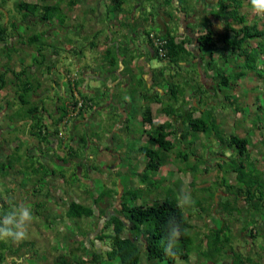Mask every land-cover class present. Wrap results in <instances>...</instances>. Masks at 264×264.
Segmentation results:
<instances>
[{"label": "rangeland", "instance_id": "rangeland-1", "mask_svg": "<svg viewBox=\"0 0 264 264\" xmlns=\"http://www.w3.org/2000/svg\"><path fill=\"white\" fill-rule=\"evenodd\" d=\"M21 1L25 0H0V12L3 13L2 23L6 22L7 18H9L10 21H22L27 14L31 13L30 11H22L17 7L18 3ZM26 1L35 2L39 0ZM191 1L193 2V5H190ZM100 2H102V0L93 2L94 6L80 5V7L83 8V13L78 15L77 21L80 22V24H85V29L83 31L84 34L81 35V37L78 31L70 32L66 36L63 27H57L56 23L55 26L58 31L55 33L59 38L58 41L63 38L62 41L67 42L65 36L67 38L79 37V47H81L84 50V53L87 54L86 61L89 62L92 58L95 59L97 62V70L101 72V70L104 69V66H102L103 57L98 53V50L100 49H97L93 45L90 46V43L88 42L93 38L91 31L93 28H91V26L88 24L92 22L93 26L97 25V27L102 25V29L107 27V23L105 24V22L108 21L107 17L109 14L105 5L104 8L102 6V10L100 11ZM242 2L241 11L246 14L249 22L251 24L257 22L259 28H264V17L257 16L252 12L249 0H242ZM144 3V6H141L143 15L146 14L147 10H152V6H158V4L163 3V1L144 0ZM216 4L217 2L215 0H208L206 6L203 7H206L205 9L208 11L211 10V8L214 10ZM188 5L190 6L191 15H196V19H198L199 23V16H202V11L204 10L200 5L199 0H188ZM60 8V10L64 11L65 14H69L68 10L71 8V6L70 4H61ZM4 9H6L9 14H6ZM175 10L176 9L174 6L170 7V11ZM92 14H95V17L92 18ZM70 18L71 17H67V19L71 22ZM52 19L57 21V23L60 21L59 8L55 9ZM26 20L27 19H25V21ZM27 26L29 28H26L25 25L24 28L28 30V33H30L28 35L34 36L33 34L38 32L44 34L43 30L46 26L49 27V24L38 21L29 22ZM156 29L160 30L161 27H157ZM103 35H107L106 30H103ZM110 37L111 36L108 37L109 40L111 39ZM25 44L30 47V51H33L32 53L34 57H37L38 52L35 50L39 48L40 42L30 43L27 41V39H25ZM218 45L220 46V44ZM121 50L124 49L121 48ZM10 51H13V49ZM214 56V65H218L219 68H216V66L214 67L216 69L227 70L226 66H228L229 63L225 64L220 57H217V55ZM23 60L26 61V55L23 57ZM40 61H44V64L46 63L45 60L41 59ZM44 64H40L39 66L43 67ZM153 64L158 65L156 62ZM23 67L24 65L21 62L20 68ZM42 67L40 69L37 68V75L34 79L36 81H40L42 84H45L46 82L48 84L52 81V79L49 78L47 72L43 71ZM190 68L191 69L189 71L199 77L197 72L199 71V73H201L200 65H191ZM195 69L196 71H194ZM42 73H44V76ZM216 76L217 70H215L214 74V77ZM215 80L218 81L219 77H216ZM180 82L183 83L182 78H180ZM94 84H98V86L94 88L99 91L100 89L98 87L102 86V82L96 81ZM139 84H141L140 81ZM140 86L143 87V85ZM9 88L15 89L13 85ZM259 88H262V90ZM222 89V91H218L216 94L208 96V102H211L209 109L203 113H198L199 115L202 114L200 118L207 122V129L209 131L197 132L193 130L189 124V121L186 119L184 124H182V129L187 133L185 139V142L187 143L183 141L184 143H181L180 145L178 144V149L181 150L180 153H183L182 156H179L181 159L171 155L167 161L168 164L165 161L155 176L154 173H152L150 170H147L146 174L153 176L154 178L149 176L148 178L146 177L144 181L141 178L142 173L144 172V169L142 170V168L145 166L147 157L144 156V160H136L137 156H135L134 153L137 155H142V153L137 151V147L140 144L147 143L141 139V137L142 133H144L142 128H145V126L149 128V123L143 125L139 124L136 120L135 114H133L135 117L134 122L131 119L127 123L121 120L117 121L121 115V111L119 112L116 110L115 115L111 116L109 115L108 111H104L105 109L101 111V115L99 110H90V114L88 115L87 119L88 121H83V117L78 115L74 118H70L67 129L65 130L63 127V134H59V137L63 140L65 139L66 144L71 145L74 150L66 154L67 158L65 159L67 162L71 163H69L70 166H62L63 173H66L67 177L69 178L66 184L67 193H70L71 196H77L80 200L85 201L87 204L93 205L94 197L99 195V193L104 190L108 192V194L100 202V208L101 204L102 207L107 203L109 206H111V204L114 203L112 196L115 195L116 191H121L122 189H130L132 193H138V199L135 201L132 199L133 194L127 195V199L130 197L134 204L138 205L151 204L166 197L177 200L182 191H190L193 204L189 206V209H192V212L195 213L193 218H198L199 215H204V217L199 216L202 220H198L197 223L191 221L193 223V227L190 229V231L192 233L193 242L190 246V257H188L186 260L179 259L174 264H225L224 260L227 259V254H222V256H220L219 254H212L211 251L206 253L208 249V246L206 245V235L209 234L212 227L217 226L216 224L221 225L222 221L219 218L216 220L212 219L211 221L206 219L215 217L216 214L224 212V200H226V198H229L228 200H230V203H234V201H236L237 198H235L234 193L239 188V185L234 186L235 188L229 190L225 184L235 181V176L232 177L231 174H228V172L232 168H238L241 160L245 163L244 172L248 175L247 181L240 184L243 189L248 185H255L254 187L256 189L261 190V187L264 185V129H260L264 128V81L260 78L254 77L253 74H247L243 79L235 83L233 82L228 87L223 86ZM231 93H233L234 96L236 95L235 99L234 97L231 99ZM88 95V93H81L80 98L88 97ZM24 96L25 98H28L27 93H25ZM226 96H229L231 100L238 101L240 99V101L235 102L226 100ZM180 98L182 97L179 96L177 98L179 99L177 103V99H175V101L172 103V106L177 108V113H181L183 111L184 101ZM18 100L19 98H17V101ZM46 106V108L49 107V110H47L48 112L52 113L54 111L53 110L51 112L53 108L50 106V103H46ZM136 108L140 113L142 112V109L139 105L136 106ZM220 111L227 115L226 117L223 115L221 120H219L221 113ZM197 112L198 109H195L194 113ZM43 113L45 114L46 112ZM76 113L77 111L75 109H71L67 117L75 116ZM93 113H96V116L93 115L94 119H96V124L93 123L95 122L93 119L89 118V116L92 117L91 114ZM19 128L21 129V127ZM48 128L53 129L51 126ZM129 128L133 132L132 135L128 132ZM241 128L242 131H245L244 134L251 137L250 148L253 150L252 151L249 149L243 159H241L240 155H238V149L236 147H231L227 144L226 138L227 135L231 136V134L241 133ZM38 143V139L35 141L31 140L29 143L28 141H25L21 151V154L24 156L21 165H15V159L13 157L8 160L7 155L0 154V162H5L4 164L7 167V170H5L4 174L9 173L10 175L9 177L7 176L0 178V195H2L8 202V204L0 206V211L3 213L10 210L11 207L15 205L13 204L15 195L13 194L14 191L12 190L13 184L11 180L21 179L25 174L26 176H24V183L35 186V182L38 181L42 175L41 173L40 175L29 178L27 171H24L22 174H20L19 170L26 168L24 165L29 164L32 161L35 163H42L46 161L49 163V168H58L56 165V160H50V157L45 152H39L36 149L34 144L37 146ZM4 144L5 143L3 141L2 145ZM7 144L9 145L10 143L7 142ZM50 144H52V141L47 143V145ZM254 146L255 148L253 149L252 147ZM11 147L12 146H10V148ZM64 147L68 146L65 145ZM71 147L69 146V148ZM32 152L38 153L40 157H30L29 155ZM178 152L179 151H176V153ZM186 152L188 154V158L187 160H184ZM28 153L30 154L28 155ZM115 157H117L116 160ZM204 159L206 161H204ZM209 160L210 162H208ZM77 161H79L81 163L80 165L82 166L80 171H76ZM119 161L121 162V165L118 166L119 169L117 170V173L112 172V170L115 169H113L112 166ZM203 163H205V165L208 163L213 164L214 166L210 168H214L211 170L215 171L209 172L203 170ZM125 168L129 169L127 171L129 173L125 172ZM58 173H60V171H58ZM1 175L2 170L0 172V176ZM224 178L226 179L225 182L222 181ZM48 185L52 187L55 184L50 183ZM45 186V184H41V188H45ZM59 190V187H55V189H53V193ZM228 192H230V194ZM38 193H35L37 198ZM44 195L47 196L46 190L39 196V198H42ZM28 199L29 198L26 200V204L32 208L34 218L32 223L29 225L28 239L21 243L24 247L23 249L34 252L35 258L37 259L42 258L45 253L51 252L55 254V250H58V252H63L64 247L69 246L70 244L75 245L76 239L79 238L74 237L75 234L81 235L86 230L87 232L96 230L94 236L100 233L102 224L96 215L93 217H83L80 219L68 218L66 216V209L68 206L67 203L70 201V199H68L66 202H59L60 205H58V213H55L54 209L52 208L56 205H54L52 202H46V199H40L39 202L35 203L30 202ZM116 200H118L117 195ZM51 201H53V199ZM237 201L239 200L237 199ZM237 201L236 204H232V207L235 205L234 208L237 209L231 211L232 216L229 218V221H231L233 224L234 218L239 219L238 225L240 224V229L238 232L236 230L234 231V228H231V230L227 231V234L231 235V240L228 243L224 242L223 248L229 253L232 251V254L229 255L231 258L238 256V251L242 253L246 252L244 247L246 241H254L255 244L258 242L261 243L262 239L260 235L263 234L262 229H264V203L262 206H260L261 208L259 210L251 207L241 209V205H245V203L240 201V205ZM218 203L221 205H216ZM255 203L256 201H254V204ZM212 208L213 212L209 214ZM227 213L230 212L228 211ZM235 214H237L238 217ZM210 224H212V226H210ZM234 224L236 225L237 223ZM252 228L258 230V234H255L253 240L249 238V236L252 234ZM93 240L96 241V237ZM1 243H6V245L4 244L5 246H2ZM14 244L17 243L12 241H0V250H5L6 252V248ZM98 244L103 245L101 241H99ZM249 244H251V242H249ZM104 248L106 249L107 247ZM5 252L2 259H7L5 257ZM81 252L79 256L85 257V261L89 262L91 260V252L86 251V253L84 252L85 254L82 255ZM112 262L113 264H119L118 260H112ZM140 264L170 263L167 261H160L158 259L149 260L145 255H143Z\"/></svg>", "mask_w": 264, "mask_h": 264}, {"label": "trees", "instance_id": "trees-1", "mask_svg": "<svg viewBox=\"0 0 264 264\" xmlns=\"http://www.w3.org/2000/svg\"><path fill=\"white\" fill-rule=\"evenodd\" d=\"M65 1L66 0H39L37 2H29L25 0L19 2L17 7L20 8V10L22 11L31 12L27 14L23 20L28 18L27 20H30L29 22L40 21L44 23L52 20L55 9L59 8L60 10L61 4ZM165 1L170 2V0ZM207 1L208 0H199L201 7L206 6ZM215 1H218L216 4L218 5L217 11L215 12L211 9L210 12L212 13V16H208V14L206 16L204 15L201 23L204 27L202 29L204 30H200L202 32L195 35L194 44L193 39L190 37L186 38V40H181L178 42L176 40L177 33L173 34L168 31L167 33L161 34L156 31H146L145 38L146 40H149L150 46L153 48V52H155L153 54V58H156L159 61H167L169 65L174 64L179 68V70H176L170 75L166 73L165 67H158L155 69L153 68L152 70L157 74L158 77H161V80H169V89H162L163 91H165V95H167V98L172 101V103L179 96L182 97L180 99H183V101L186 100L185 89L189 85V81L188 79L186 80V74L180 69L181 65L183 64L182 62L184 61L194 62L196 65L205 63L206 61L207 63H211L212 67H214L216 66L214 65V55L218 54L225 64L229 63V65L226 66L227 70L216 69L219 68L218 65L216 66V68L214 67V69L217 70L216 77H219V80L216 81V77L213 76V88L210 89L207 86V89L210 91V95H213L216 90L222 91L223 86L228 87L233 82L235 83L243 79L247 74H253L254 77L260 78L264 81V28H259L257 22H254L252 24L249 22L246 14L241 11V6L243 3L242 0ZM76 2H78V0H69L68 4H70V6L72 7L76 4ZM110 2L113 3V6L115 5V9L117 12L122 11V7H120V5L124 3V0H110ZM180 3L182 11H185L186 8L190 11V6L183 7L185 5H188V0H180ZM205 8L206 7H203L204 10H207ZM150 12L151 11H148L145 16L150 17ZM2 18L3 13L0 12V46H3V48H5V46L8 45V39L14 36L15 34V30L13 27L16 25L11 24V27L7 26L6 24L2 23ZM213 19L218 21V26L214 24ZM27 28L29 27L27 26ZM152 34L156 38L158 37L160 39L166 40L165 43L157 47L155 44V40L151 36ZM33 35L34 37L31 38V41L33 43L40 42L43 36L41 32L34 33ZM187 39L189 40L187 41ZM187 42H189L188 47L186 46ZM218 44H220V46ZM43 46L44 43L40 42L37 57H35L34 59V63H36L35 66L39 69L42 67H40L39 65L44 64V61H40L41 59L38 58V56H42L44 54ZM195 51L198 52L196 53ZM113 52L114 51L111 48H108L107 55L109 59L107 61H109L110 63H114L113 61H118L117 55L114 58ZM151 52V50H148V53L150 55ZM45 66L46 63L43 65L42 68H44ZM18 73L23 74V72L21 71ZM197 73L198 75H200L199 71ZM18 78H20V76H18L17 74V79ZM180 78L183 79V83L180 82ZM174 80H177V82L173 83ZM199 82H201V79L199 80ZM28 83L29 82L25 83L23 89L21 88L18 90L19 94H21V96L18 98L23 102L22 104H24V109H18L17 111L13 112L10 115V120H15L17 119V117H30L33 123L29 125L30 129L28 130V133L33 139L34 137H36L39 140V145L36 146V149L39 152H45L42 146L47 145V143L51 142L50 140L52 138L59 136V129L61 127L63 128L62 125L58 124H61V122L63 121L65 122V124L69 122V120H67L69 110L66 104L61 105V108L59 105L58 113L60 117H58L55 122H51V119L54 120L53 117L55 116V111H53L52 113L48 112V117L46 118L45 114L43 113L45 112V106L44 108H41L39 101L32 103V101L28 100L29 98L24 97V94L28 91ZM71 83V95L69 97L72 100V109H75L77 111L74 117H76L77 115L83 117L85 115V111L88 112V110H92L94 108L93 100L89 99L88 97L80 98L81 93H83V88L81 86L82 80L79 81L78 79H75L73 77V81H71ZM5 84H7V80L4 78V76L0 77V90L5 87ZM262 88L259 89L262 90ZM205 97L208 98L207 95ZM230 97L231 99L233 97L235 99L236 95L234 96V94L231 93ZM62 98H64V96L60 95V100H62ZM154 98V96H144L146 102H150ZM231 99L229 98V96H226V100ZM178 100L179 99H177V101ZM231 101L239 102L240 99L238 101ZM9 102L12 103L13 100L10 99ZM163 110L169 115L173 116V113L176 109L172 106L171 103H168V105L165 106ZM89 118L93 119L91 116H89ZM85 119L86 118H84L83 121H88ZM143 119L145 123L151 124L149 128H146V134L148 136V140L146 141L147 143L140 144L137 150L138 152L142 153L145 157H147L146 164L142 168V170L144 169V172L142 173L141 178L144 181L146 177L148 178L150 176L146 174L147 170H150L152 173H154L155 176L158 173L160 167L164 164L165 161H168L171 155L175 154V157H179L182 156L183 153H180L181 150L178 149V144L180 143V141H175L171 138L172 136H177V134L179 133L178 126H175L172 129L174 125L173 120L162 123H154L152 110L149 105L145 106ZM187 120L189 121V124L191 125L193 130L197 132L209 131L207 129L208 124L204 119H201L200 117H193V114L190 113ZM49 126L55 127L53 129H50L48 128ZM66 129L67 125L65 126V130ZM260 129L262 130L264 128ZM240 132L241 133L239 134H231V136L227 135L226 138L227 144L231 147H236L238 149V155H240V158L243 159L248 150L251 149V137L244 134L245 131H242V128L240 129ZM186 135L187 133L184 131L182 139H186ZM176 138H180V136H177ZM31 140L28 141V143L31 142ZM7 142L10 143L9 145L12 146V149L14 150L7 155L2 148L3 141L0 140V154L2 153L3 155H7L8 160L13 157L15 159V165H21L23 162L22 160L24 158V156L21 154L23 148L16 140H10L6 138V143ZM14 142H17V145H19L17 148L13 146ZM67 146L68 148L69 146L71 147V145ZM252 148L254 149L255 146ZM1 150L3 152H1ZM177 150H179L178 153H176ZM71 151H73L72 147ZM34 154L35 156L40 157V155L36 152H32V154H30L29 156H34ZM54 157L55 156L52 157L53 160L56 159ZM187 158L188 154L186 152L184 160H187ZM204 161L206 160L204 159ZM4 163L5 162H0V172L2 170V175L0 176V178L10 176L9 173L4 174L5 170H7V167ZM42 163H35L34 161H32L29 164L24 165L26 168L19 170V173L22 174L24 171H27V175L29 174V178L30 175L36 176L42 173L39 180L36 181L35 184V186L38 185V187H41V184H45L44 180L46 177H49L51 175L55 176L58 173V170L52 169V167L49 168V163H47L46 161ZM244 168L245 163L241 160L238 168H232L228 172V174H231L232 177L235 176V181H229L230 183H226L225 186H227L230 190L235 188L234 186L239 185V188L235 191L234 196L239 200L237 201L236 199L239 204L240 201H243L245 203V205L240 204L241 209L251 207L259 210L261 208L260 206H262L264 203V185L261 187V190L256 189L254 187L255 185H248L245 187L246 189H243L240 184L246 182L248 176L244 172ZM58 175L65 176L66 173L64 175V173L62 172ZM24 176L26 175L24 174L22 176L21 180L19 181V185L21 188L27 191V187H29V185L28 183H24ZM150 177L154 178L153 176ZM222 181L225 182L226 179L224 178ZM11 182L13 183L15 182V180H11ZM35 186L33 185V187ZM40 191L37 189L35 193ZM228 193L230 194V192ZM107 194L108 192L102 190L99 195L94 197L93 205L87 204L83 200H71L69 201L66 209V216L68 218L80 219L83 217H93L94 215H96L97 218L101 221L102 228L100 230V233L96 235V239L98 241H101L103 245H105L107 248L105 250L95 249L93 252L91 251V260L89 261V263L103 264L105 261L118 260L119 264H140L142 256L145 255L149 260L158 259L160 261H167L170 264H174L179 259L186 260L188 259V257H190V246L193 242L192 233L190 231V229L193 227V223L191 221L197 223L198 220L201 219L200 217H204V215L202 216L198 214L200 216L199 218H193L195 216V213L192 212V209H189V207H178L177 200L169 197H166L162 200H157L154 203L147 205L134 204L133 201L138 199V193H132L130 189H122L121 191H116L115 195L112 196L114 199V203H112L111 206H109L107 203L103 207L101 206V204L99 208L100 202ZM131 194H133V201L130 199V197L127 199V195ZM116 195L118 196V200H116ZM228 199L229 198H226V200H224V212L218 214L215 213L216 215L223 216L224 219L221 220L222 224H216L217 226L211 228L209 234L206 235V245L208 246L206 253L208 251H211L212 254H219L220 256H222V254H227V259L224 260L225 264H264V229H262L263 234L260 235L262 242H258L255 244L254 241H246V243L244 244L246 252L242 253L238 251L239 255L235 256V258H231V256H229L230 254H232V251H230L229 253L228 251H225L223 249L224 242L228 243L231 240V235H228L227 231L231 230V228H234V231L236 230L238 232V230L240 229V226H236L234 224L237 223V218H235L233 224L231 221H229V218L232 216L231 211H234L237 208H234L235 205H233L232 207V204H236V201H234V203H230V200ZM0 200L2 201V204H0V206L8 204L7 200H5L4 197L0 198ZM254 201H256L255 204ZM17 203L18 202L15 198L13 204L16 205ZM216 205L221 204L218 203ZM228 211L230 213H227ZM211 212H213V208L209 212V214ZM2 213L3 212L0 211V214ZM173 217L178 223H180L182 230L186 229V234H183L181 236L178 247L173 249V251L176 253L174 256L167 255L165 253L163 243L167 236V225L169 219ZM173 223H175V221H173ZM211 230H214L215 232ZM251 232L252 234L251 236H249V238L253 240L255 234H258V230L252 228ZM249 242H251V244H249ZM4 244L6 245V243H1L2 246H5ZM90 244L91 246L95 245L94 242H91ZM87 248L88 246L86 247V245H84V251L87 250ZM3 255L4 252H0V260H3ZM54 261L56 264L88 263V261L84 262V260L77 261L74 257L69 258V256L63 252L58 254L55 257Z\"/></svg>", "mask_w": 264, "mask_h": 264}, {"label": "crops", "instance_id": "crops-1", "mask_svg": "<svg viewBox=\"0 0 264 264\" xmlns=\"http://www.w3.org/2000/svg\"><path fill=\"white\" fill-rule=\"evenodd\" d=\"M68 1L69 0H66L62 4H68ZM96 1L98 0H78V2H76V4L68 10L69 14H65L64 11L59 10L61 21H59L58 23L53 19L51 21L44 22L45 24H49V27L46 26L43 30L44 34L40 42L44 43V54L42 56H39V59L46 61V66L43 68V71L47 72L49 78L52 79V81L48 84L47 82L45 84H42L40 81H36L34 79L37 75V67L35 66L36 63H34L35 57L32 53L33 51H30V47L25 44V39H27V41H29L30 43H33L31 41V38H33L34 36H29L28 34L30 33H28V30L24 28V25L27 28V24L30 20L10 21V19L7 18L6 22H4V24L10 27L11 24L16 25H12L14 26L13 28L15 30V34L8 39V45H6L5 48H3V46H0V77L4 76V78L7 80V84H5V87L0 90V140L4 141L5 143L2 148L7 155L10 154L14 149H12V147L10 148V145L6 143V138L10 140H16L21 145V147L24 146L25 141H30L31 139L33 140V138L28 133V130L30 129L29 125L33 123L30 117H17V119L15 120H10V115L13 112L17 111L18 109H24V104H22L23 102L21 100L17 101V98L21 96L18 90L21 88L23 89L26 82H29L27 91L29 98L28 100L32 101V103H35V101H39L41 108H44L45 106L44 110L46 112V118L48 117L47 110H49V107L46 108V103H50V106H52L53 109L51 110V112L54 110L55 116L53 117L54 120L51 119V122H55L58 117H60L58 113L59 105L61 108V105L66 104L68 106L67 108H70L69 111L72 109V100L69 97L71 95L70 86H72L71 81H73V76L76 75L75 79H78L79 81L82 80L81 86L83 88V93H88V98L93 100L94 108L92 110H99V113L101 115V111L105 109L104 111H108L109 115L111 116L115 115L116 110H118L119 112L121 111V115L119 116V119L117 121L121 120L126 123L130 119L134 122L135 117L133 114H135L138 123L143 125L146 124L143 119L144 109L146 105H149L152 110L154 123H162L173 120L174 125L172 129L175 126H178L179 133L177 134V136H180V138H176L177 136H175L172 137V139L175 141H180L179 144L185 142V139H182L184 133L182 124H184V121L188 118L189 114L192 113L193 117H201L202 114L199 115L198 113H203L209 109L211 102H208V99L205 96L212 95H210V91L207 89V86L210 89H212V86H214V67H212L211 63H207L206 61L205 63L199 64L201 69V75H199L201 82H199V77L189 71L191 69L190 66L195 65V63L190 62L189 64V61H184L182 62L183 64L181 65L180 69L186 74V80L188 79L189 85L185 89L186 100H184L183 111L181 113H177V108L175 107L176 110L173 113V116H171L163 110V108L167 106L168 103L172 104V101L167 98V95H165V91H163L162 89L165 88V90H168L170 87V82L169 80L165 79L161 80V77H158L157 74L152 70L153 68L155 69L158 67H165L166 73L170 75L176 70H179V68L174 64L169 65L167 61H159L158 59L153 58V54L155 52H153V48L150 46V42L148 39L146 40L145 36L146 31H156L161 34L167 33L169 31L173 34L177 33L176 40L178 42L181 40H186V38L190 37L193 39L194 44L195 35L202 32L200 30H204L202 29L204 27L201 24L204 15L206 16L208 14V16H212L211 12H208V10H203L202 16H199L198 23L196 15L192 16L191 11H189L187 8L185 9V11L181 10L182 8L180 7V0H170V2L162 0L163 3L158 4V6H152V10H150L151 12L149 13L150 17H146V14H142L141 6H144V0H124V3L120 5V7H122L121 12H117L115 9V5L113 6V3L109 0H102V2H100L99 4L100 11L102 10V6L104 8V5L107 12L109 10V16L107 17L108 21L105 22V24L107 23V27L105 29H102V25L97 27V25L93 26L92 22L88 24L91 26V28H93L91 30L93 38L88 42L90 43V46L93 45L97 49H100L98 50V53L103 57L102 66H104V69H102L100 72L97 70V62L95 61V59L92 58L91 61H86L87 54H85L84 50L79 47L80 38L66 37L70 32L73 31H78L80 37L84 34L83 31L85 29V24H80V22L77 21L78 15H81L83 13V8H81L80 5L94 6L93 2ZM192 3L193 2L191 1L190 5H193ZM172 5L175 6V11H170V7H172ZM183 7H187V5ZM217 7L218 5L215 6V10L213 11L216 12ZM4 10L6 14H9L6 9ZM146 13H148V10L146 11ZM67 17H71V22L67 19ZM91 17H95V14H92ZM213 20L214 24L218 26V21L215 19ZM55 23L57 27H63V29L65 30V39L67 40V42L62 41L63 38L58 41L59 38L55 33L56 31H58V29L56 28ZM157 27H161V29L157 30ZM103 30H106L107 35H103ZM109 36H111L110 40L108 39ZM188 40L189 39H187V41ZM186 46H189V42L186 43ZM108 48H111L114 51V58L117 55L118 61H113L114 63H110L109 61H107L109 59L107 55ZM121 48H123L124 50H121ZM12 49L13 51H10ZM148 50L152 51L151 55L148 53ZM35 51L38 52V49ZM195 52L197 53L198 51ZM25 55L26 61L23 60V57ZM216 55L217 57H219L218 54ZM21 62L24 65L23 68H20ZM154 62L158 63V65L153 64ZM20 71L23 72V74H19L18 72ZM194 71H196V69ZM17 74L18 76H20V78L18 79ZM42 75L44 76V73H42ZM138 80H140L141 84H139ZM96 81L102 82V86L98 87L100 89L99 91L94 88L98 86V84H94ZM176 82L177 80H174L173 83ZM12 85L15 89L9 88ZM140 85H143V87H141ZM193 86L195 87V90ZM216 92H218V90H216ZM216 92L213 94H216ZM60 95L64 96L62 100H60ZM152 95L155 98L150 102H146L144 96L153 97ZM10 99L13 100L12 103L9 102ZM138 105L142 109L141 113L136 108V106ZM195 109H198L197 113H194ZM89 112L90 110H88V112H84L86 116L84 115L83 119H88ZM91 115L93 121H95L93 123L96 124V119H94L93 117V115L96 116V113H93ZM223 115L224 117L227 116L226 114L221 112L219 120H221ZM70 118H74V116ZM70 118L68 117L67 120H69ZM68 123L65 124V122L63 121L58 125H62L65 128ZM150 125L151 124H149V127ZM19 127H21V129ZM54 127L55 126H51V128ZM146 128L147 126H145V128H142L143 132L145 133H142L141 137V139H143L145 142L148 140ZM128 132L131 135L133 133L130 128L128 129ZM59 134H63L62 127L59 129ZM34 139L36 140L37 138L34 137ZM60 139L62 138L56 136L51 139L52 144L43 145L42 147L44 148L45 153L50 157V160H53V155L55 156L54 158H56L54 160H56V165L58 166V168L52 167V169L58 170L60 171V173H62V166H70V162H67L65 158H67L66 154L71 152V148L64 147L65 145L69 144H66L65 139ZM17 142H14L13 146L15 148L19 146L17 145ZM37 145H39V143ZM34 146L36 147L35 144ZM1 152L3 151L1 150ZM29 154L30 153H28V155ZM134 155L137 156L136 160H144L143 154L137 155L136 153H134ZM173 156L175 157V154H173ZM116 158L117 157H115V160ZM208 162H210V160ZM80 164L81 163L77 161L76 171L81 170L82 166ZM208 164H202L203 170L209 172L215 171L211 170L214 168H210L214 165ZM120 165V161L116 162L112 166L113 169L115 168L114 170H112V172L117 173V170L119 169L118 166ZM128 170V168H125L126 173H129L127 172ZM58 174L55 175L56 177H53L51 175L45 178V188L38 187V185L35 187H33V185H29V187H27V191L19 186V181L21 179L15 180V182L12 183V190L14 191L13 194L15 195L14 200L16 198L19 204L26 203L27 198H29L28 200L30 202L34 203L37 201L39 202L40 199H46V202H52L54 205H56L55 207H52L55 213L59 212V202H66L68 201V199H70V201H80L77 196H71L70 193H67L66 184L69 180L67 174L65 175L64 173L65 176ZM32 176L33 175H30V177ZM50 183H54L55 185L50 187V185H48ZM55 187H59L60 190L53 193V189H55ZM37 189L41 190L39 193L36 192L38 193V198L35 195V191H37ZM45 190L47 196L44 195L42 198H39V196L43 194ZM2 197L3 196L0 195V198ZM52 199L53 201H51ZM1 202L2 201L0 200V204H2ZM235 215L238 217L237 214ZM217 218H219L220 220L224 219L223 216L216 215L215 217H210L206 220L211 221L212 219L216 220ZM236 222V226H240V224L238 225L239 219ZM210 226H212V224H210ZM95 232L96 230L88 232L86 230L81 235L75 234L74 237H79L77 238L75 245L70 244L69 246L64 247L63 253L69 255V258L74 257L77 261L84 260V262H87L85 261V257L79 256L81 251L82 255L85 254L86 251L93 252L95 249L105 250L104 247H106L105 245H99L98 240H96L97 243L93 240L96 237L94 236ZM91 242H94L95 245L91 246ZM22 243L20 242L9 246L8 248H6V252L0 251L1 253L5 252V257L7 258L0 260V264H56L54 259L58 254L61 253L58 252V250H55V254L51 252L45 253L42 258L37 259L35 258L34 252L23 249L24 247L22 246ZM84 245H86V247L88 246L87 250L85 251L83 249ZM87 264L92 263L88 262ZM103 264H113V262L105 261Z\"/></svg>", "mask_w": 264, "mask_h": 264}, {"label": "clouds", "instance_id": "clouds-1", "mask_svg": "<svg viewBox=\"0 0 264 264\" xmlns=\"http://www.w3.org/2000/svg\"><path fill=\"white\" fill-rule=\"evenodd\" d=\"M249 4L255 15L264 17V0H249ZM75 76L73 77L75 78ZM192 204L191 192L182 191L177 199V206L185 208ZM33 218V210L26 203L13 205L10 210L0 214V241L20 243L28 239L29 225ZM167 228V236L163 242L164 251L167 255L174 256L176 253L173 249L178 247L181 236L186 234V229L182 230L180 223L174 217L169 219Z\"/></svg>", "mask_w": 264, "mask_h": 264}, {"label": "built area", "instance_id": "built-area-1", "mask_svg": "<svg viewBox=\"0 0 264 264\" xmlns=\"http://www.w3.org/2000/svg\"><path fill=\"white\" fill-rule=\"evenodd\" d=\"M151 36L155 40V44H156L157 47L163 45L165 43V41H166V40L160 39L158 37L157 38L154 37L153 34Z\"/></svg>", "mask_w": 264, "mask_h": 264}]
</instances>
